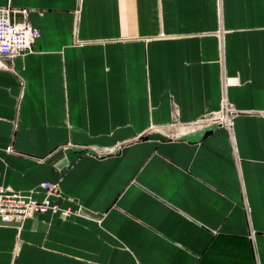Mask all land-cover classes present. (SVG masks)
I'll return each mask as SVG.
<instances>
[{
  "label": "crops",
  "instance_id": "1",
  "mask_svg": "<svg viewBox=\"0 0 264 264\" xmlns=\"http://www.w3.org/2000/svg\"><path fill=\"white\" fill-rule=\"evenodd\" d=\"M0 9L39 31L0 67V187L56 207L0 222V264H264V0Z\"/></svg>",
  "mask_w": 264,
  "mask_h": 264
},
{
  "label": "built area",
  "instance_id": "2",
  "mask_svg": "<svg viewBox=\"0 0 264 264\" xmlns=\"http://www.w3.org/2000/svg\"><path fill=\"white\" fill-rule=\"evenodd\" d=\"M39 37V31L23 19L21 22H12L5 11L0 9V67H7L14 58L31 51L32 45ZM219 123H228L227 112L224 111L215 117ZM41 188L46 192H54V188L43 183ZM56 211V207L49 200H33L19 193L0 187V222H21L34 214H44Z\"/></svg>",
  "mask_w": 264,
  "mask_h": 264
}]
</instances>
